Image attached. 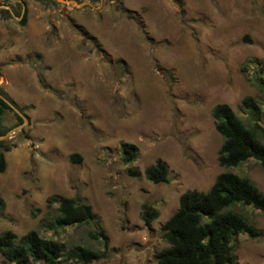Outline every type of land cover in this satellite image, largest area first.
I'll return each mask as SVG.
<instances>
[{
    "label": "rangeland",
    "instance_id": "obj_1",
    "mask_svg": "<svg viewBox=\"0 0 264 264\" xmlns=\"http://www.w3.org/2000/svg\"><path fill=\"white\" fill-rule=\"evenodd\" d=\"M17 1L0 0V89L27 123L0 140L14 145L0 174V233L37 231L65 248L102 251L88 235L102 231L105 257L89 264H156L167 247L161 226L182 193L205 192L231 171L264 195L255 160L218 166L211 116L226 104L247 124L244 98L264 116V0ZM3 123H15L11 112ZM122 143L137 149L129 163ZM157 159L167 183L143 174ZM52 196L79 197L96 220L54 229ZM143 203L158 210L148 226ZM233 209L259 233L237 237L236 264H264V213Z\"/></svg>",
    "mask_w": 264,
    "mask_h": 264
},
{
    "label": "trees",
    "instance_id": "obj_2",
    "mask_svg": "<svg viewBox=\"0 0 264 264\" xmlns=\"http://www.w3.org/2000/svg\"><path fill=\"white\" fill-rule=\"evenodd\" d=\"M257 87L264 91V80L257 81ZM0 94L5 96L1 89ZM242 105L252 117L247 124L238 120L226 104H217L211 111L215 131L222 138L217 150V164L228 170L253 159L264 170V116H260L261 110L251 98H244ZM6 111L11 112L15 119L11 126L3 123ZM21 123V117L0 99V136ZM13 146L0 141V174L6 166L4 153ZM120 147L124 163L135 159L137 149L134 145L122 143ZM69 159L74 163L80 161L78 154H71ZM128 172L137 174L134 169ZM143 174L154 184L168 182L167 166L161 159L146 167ZM46 203L55 212L52 216L54 229L89 225L96 220L91 206L79 197L52 196ZM237 205L250 206L264 213V195L248 178L231 171L219 173L205 192L182 193L176 211L161 226V238L167 247L156 255V264H236L234 242L237 237L240 234L250 238L259 235L233 209ZM157 217L158 210L155 208L146 203L140 206V218L145 225L148 226ZM88 235L102 242V251L78 244L65 248L60 242L42 237L37 231L21 236L4 231L0 233V256L11 264H89L105 257L107 238L102 231L89 232Z\"/></svg>",
    "mask_w": 264,
    "mask_h": 264
},
{
    "label": "water",
    "instance_id": "obj_3",
    "mask_svg": "<svg viewBox=\"0 0 264 264\" xmlns=\"http://www.w3.org/2000/svg\"><path fill=\"white\" fill-rule=\"evenodd\" d=\"M0 99L14 112L16 113L18 116L21 117L22 119V123L12 129H10L5 135L0 136V140H2L3 138H5L7 136V134L11 131H13L14 129H21L26 123H27V119L26 117L20 112V110L9 100L7 99L5 96H3L2 94H0Z\"/></svg>",
    "mask_w": 264,
    "mask_h": 264
},
{
    "label": "flooded vegetation",
    "instance_id": "obj_4",
    "mask_svg": "<svg viewBox=\"0 0 264 264\" xmlns=\"http://www.w3.org/2000/svg\"><path fill=\"white\" fill-rule=\"evenodd\" d=\"M6 1H8L9 3H13L14 5H20V6H22V4L19 2V1H17V0H6Z\"/></svg>",
    "mask_w": 264,
    "mask_h": 264
}]
</instances>
